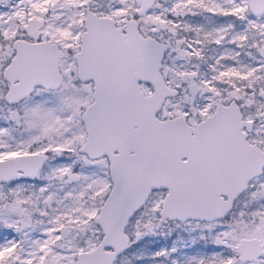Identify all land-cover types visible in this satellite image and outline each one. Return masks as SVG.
Returning <instances> with one entry per match:
<instances>
[{
    "label": "snow or ice",
    "instance_id": "1",
    "mask_svg": "<svg viewBox=\"0 0 264 264\" xmlns=\"http://www.w3.org/2000/svg\"><path fill=\"white\" fill-rule=\"evenodd\" d=\"M0 264H264V0H0Z\"/></svg>",
    "mask_w": 264,
    "mask_h": 264
}]
</instances>
